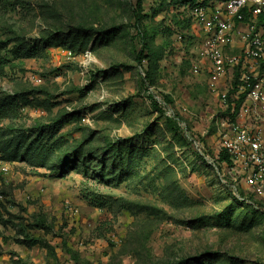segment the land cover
Segmentation results:
<instances>
[{"label":"rangeland","instance_id":"rangeland-1","mask_svg":"<svg viewBox=\"0 0 264 264\" xmlns=\"http://www.w3.org/2000/svg\"><path fill=\"white\" fill-rule=\"evenodd\" d=\"M135 3L0 0V264H264V206L215 168L225 112L191 8L141 0L143 85Z\"/></svg>","mask_w":264,"mask_h":264},{"label":"built area","instance_id":"built-area-1","mask_svg":"<svg viewBox=\"0 0 264 264\" xmlns=\"http://www.w3.org/2000/svg\"><path fill=\"white\" fill-rule=\"evenodd\" d=\"M260 16H264V0H224L220 10L199 2L190 9L191 21L208 35L200 53L209 62L210 87L219 93L225 112L217 124V154L224 152L230 164L217 161L215 168L221 184L239 200L264 198V20L259 22ZM237 24H244L245 30L236 29ZM235 35L241 41L238 55L228 51ZM228 73L227 86L220 89L218 81ZM239 183L248 193L238 190Z\"/></svg>","mask_w":264,"mask_h":264},{"label":"trees","instance_id":"trees-1","mask_svg":"<svg viewBox=\"0 0 264 264\" xmlns=\"http://www.w3.org/2000/svg\"><path fill=\"white\" fill-rule=\"evenodd\" d=\"M181 1L186 3L187 7L189 8H192L194 5H196L199 2L204 3V1H200V0H181ZM132 12L134 16V28L136 32V38L138 39L139 44H140V49L135 54V60L138 63V65L141 67V69L144 66L143 63L147 65V66H144V68L142 69L144 71V76H145L144 77L145 79L143 80V85H145V83H147L149 80V74H148L147 68L150 65V62H149V38L150 37H149V33L146 27L143 24L144 15L141 10V0H136L135 6ZM247 18L248 17L245 18V21L248 20ZM258 20L259 22H262L264 20V16H260ZM148 98L150 100V103L153 109L157 111L158 113H163L162 107L159 105V102L153 98V95L149 94ZM162 100L165 105H168L171 103L170 99L167 96H162ZM241 101H242V98H240L239 102H237L236 110ZM165 125L174 136L178 138H182L181 128L179 126L178 118L176 116L165 117ZM217 161L225 162L228 165L230 164L228 156L224 152L218 153V156L216 158V163ZM225 187L228 190L229 195L232 197V199L241 205H245L253 209H261L264 206L262 202L254 200L251 196L247 197L246 199L239 200L232 195L231 190L227 186ZM3 194L4 193L0 190V195H3ZM24 238L30 241V245L42 243L40 239L30 237L28 234H24Z\"/></svg>","mask_w":264,"mask_h":264},{"label":"crops","instance_id":"crops-1","mask_svg":"<svg viewBox=\"0 0 264 264\" xmlns=\"http://www.w3.org/2000/svg\"><path fill=\"white\" fill-rule=\"evenodd\" d=\"M200 1H204V3L206 5H208L211 10H220L222 8V1H224V0H200ZM245 28L246 27L244 24H237L236 25V29H238V30H245ZM190 29L192 30L191 34L192 35L194 34V36H197L196 40H198L201 43V48L199 50H202L205 42L208 39L207 33H205L200 26L196 25L193 22L190 26ZM240 49H241V41L238 38V36L235 35L233 37L232 45L228 49V51L231 54L238 55L240 53ZM197 60L203 61V63H205V65L207 67H209V62L204 57L201 56L200 51H199V55H197ZM229 78H230V73L226 74L225 78L222 77L219 79L218 85H219L220 89H224L225 86H227V82H228Z\"/></svg>","mask_w":264,"mask_h":264}]
</instances>
